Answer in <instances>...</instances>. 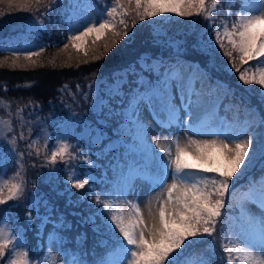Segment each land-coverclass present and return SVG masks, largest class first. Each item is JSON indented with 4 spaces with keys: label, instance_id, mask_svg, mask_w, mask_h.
Segmentation results:
<instances>
[{
    "label": "rangeland",
    "instance_id": "obj_1",
    "mask_svg": "<svg viewBox=\"0 0 264 264\" xmlns=\"http://www.w3.org/2000/svg\"><path fill=\"white\" fill-rule=\"evenodd\" d=\"M218 1L213 12L214 19L211 22L202 16L181 17L175 13L140 20L132 12L124 17L128 24L125 29L123 25H119L118 21L121 17L117 15L116 30L121 33L126 30L128 35L119 39L109 50H105L104 43L110 38V33L100 36L95 45L92 44V40L96 39L97 34L93 33L85 41L79 42L82 46L80 51L71 46L65 51L64 44L67 40L55 46L50 42L52 39L55 43V39L62 34L59 29H56V33L52 28L55 21L60 22L61 18H65L69 34H74L76 29L83 24L98 19L105 7L110 5L111 0H75L74 4L72 2L70 4L71 9L68 15L65 14L66 9L63 10V6L69 5L66 0H55V2L43 0L40 5L32 4L31 6L22 3L10 6L8 0H0V46L8 47V51L12 52L0 54V70L6 69L25 75L27 71H37L45 67L74 66L77 63L91 60L94 55L102 57L106 54L117 56L118 60L126 65L125 67L135 62V57L149 58L152 54L159 55L158 57L161 54L166 56L188 55L200 59L201 67L194 62H186L184 67L174 65L166 75L162 74V79L169 78V91L175 97L176 105L181 110L175 120L167 121L163 115L154 120L149 118L148 111L143 107L141 115L147 124V132L143 140L137 137V142L134 145L131 144L134 157L139 160L134 159L135 170L127 178L123 192L118 190L116 174L112 172L111 183L106 194L107 201L113 203V209L119 207L126 218L135 214L131 205L138 204L140 213L150 225L153 216L158 219L159 206L167 198V188L172 183H182L179 178H173L174 166L172 170L165 169V162L168 159L166 152L171 149L174 157L176 142L181 147L188 148L185 158L189 163L203 164L207 167L204 161L196 158L197 144L192 143L193 141L200 145L206 141H216L217 144L225 142L233 148L235 147L233 137L243 135L244 139L253 141L249 151L251 159L246 157L245 164L241 165L232 177L225 198L230 194L233 185L253 170L259 164L258 161L264 157V126L261 124L264 118V90L257 84L246 85L238 79L239 74L230 68V58L224 55L225 49L231 50V45L225 40V49L220 48L215 43L214 36L217 26H220L222 31L225 22L231 29L232 22L237 19V15L245 6L238 13L234 0ZM251 1L252 8L255 9L256 0ZM207 4L209 10H212V0H207ZM217 14L222 15L221 20ZM133 22H135L134 27ZM146 34L155 35V40L149 42ZM173 41L175 45L172 44ZM84 50L89 52L88 56H84ZM26 51L40 52L39 57H33L35 63L24 60L23 55L19 60L15 59L14 52L23 54ZM233 56L241 72L250 66H252L251 71H256L254 66L258 61H250L249 64L244 65L241 64L237 53L233 52ZM260 59L264 60V57ZM158 60L159 58H154L152 62V67L156 71H158ZM113 71L106 70L97 77H88L83 81L67 82L60 88L58 97L47 98L46 101L39 100L33 94L18 93L17 91L21 89L19 86L22 87L24 84L13 85L12 83L7 88L4 80L0 78V101L3 102L0 103V177L19 182L18 178H15V173L19 170L25 181L24 194L19 201L12 200L0 205V220H6L17 235L22 234L16 232L11 220L1 217L6 207L12 204L19 205L22 209L33 207V205L38 206L43 196L47 195L55 199V202L61 200V189L56 183V174L59 163L70 158L66 156L63 160L58 158L55 164L50 163L52 150L61 142H65L71 146L70 155L75 156L79 152L78 143H81L82 137L87 139L95 133L96 142L101 140V131L93 127L89 119L100 117L103 122L112 121L111 108L116 103L111 102L114 91L124 85L122 76H118V80L111 77ZM209 72L221 77L222 81H226L227 84L215 78L211 82ZM14 86L17 88L13 89ZM15 91L17 93H13ZM225 95L232 100H239L240 104L252 106L244 114L243 120L233 117L222 120V122L219 118L218 121L217 106ZM181 99H184L185 103L182 104ZM120 101L121 99L117 103ZM189 101L190 107L188 106ZM82 103L85 105L84 108L81 107ZM18 109L22 111L18 112ZM76 117L84 119L79 132L75 129ZM115 118L124 121V117ZM108 125L118 128V125L112 122ZM21 133H23L22 137ZM13 138H15V143L12 142ZM157 140L159 147L156 146ZM160 148L165 149V152H161ZM158 152H161L160 157L154 158L153 155ZM204 155L206 158L211 157L213 160L220 161V164L223 163L221 154L216 149H204ZM162 172L165 181L163 185L160 183ZM196 172L204 173V168L191 170V173ZM204 174L207 176L212 173ZM48 187L55 190L54 195H51V190L47 191ZM261 191L259 183L254 192L235 197L236 202L234 203L245 220L251 217L259 220L264 217V206L260 201ZM6 193L7 190H5ZM253 200L255 202H252ZM64 201L66 205H70L66 199ZM80 218H83V215H80ZM233 233L241 234L233 230L229 238L236 239ZM42 239V229L34 228L33 234L31 232L30 235L31 245L35 247L32 249L33 253L37 254V250L42 248ZM60 240L59 233L52 234L48 239L47 253L42 258L36 255L31 264H45L46 259L47 264H79L75 258L70 256L69 251L61 250ZM23 244L30 253L24 237ZM10 254L11 246L6 249V255L0 259V264H7ZM111 261L114 264H122L123 256L115 257Z\"/></svg>",
    "mask_w": 264,
    "mask_h": 264
},
{
    "label": "snow or ice",
    "instance_id": "obj_2",
    "mask_svg": "<svg viewBox=\"0 0 264 264\" xmlns=\"http://www.w3.org/2000/svg\"><path fill=\"white\" fill-rule=\"evenodd\" d=\"M8 3L10 6L17 3L31 6L42 4L43 0H8ZM216 7L217 0H212V10L208 8L207 0H126V2L111 0L110 5L105 7L98 19L83 24L74 34L67 36L64 50H68L71 46L80 51L82 46L79 42L85 41L91 34H97L96 39L92 40V44L95 45L100 36L110 33V38L104 43L105 50H109L119 39L128 35L126 30L123 33L116 30L117 15L121 17L118 21L119 25L127 29L128 24L124 17L132 12L140 20L175 13L181 17L202 16L211 22L214 19L213 12ZM132 26H135V22ZM214 36L215 43L220 48L225 49V40L231 45V50L225 49L224 55L230 58V68L239 74L238 79L246 85L257 84L264 90V60L260 59L264 57V0H256L255 9L252 7L242 9L237 19L232 22L231 29L227 22L223 24L222 31L220 26H217ZM233 52L238 54L241 64L247 65L250 61H258L254 66L256 71H251L252 66H250L241 72ZM13 55L16 60L23 55L24 60L35 63L33 57H39L40 52L26 51L23 54L14 52ZM88 55L89 52L84 50V56ZM99 58L100 56H93L94 60ZM0 103L3 102L0 101ZM181 103H185L184 99H181ZM145 106L149 108L154 118L162 115L167 121L178 118V112L181 109L177 107L175 97L169 91L168 77H164L159 82V86L151 90L131 95L127 107L121 113L124 117V126L134 125L140 140L145 138L147 132V124L141 115ZM188 106H191L190 101ZM19 111L22 110L18 109ZM261 124L264 126V118ZM22 136L23 133H21ZM232 139L235 143L234 148L225 142L217 144L216 141H206L203 145L192 142L197 144L196 158L204 161L207 167L203 164L189 163L185 158L188 148L181 147L178 142H176L174 157L171 149L167 150L168 159L165 162V169L172 170L174 166L173 178H179L182 183H172L167 188V198L159 206L158 219L153 216L150 225L144 220L138 204L131 205L135 214L126 218L119 207L113 209L112 202L102 201L99 195L96 196V203L103 205L108 224L122 237L119 244V250L123 256L122 264H180L179 257L195 246L197 242L195 238L203 239L206 236H213L222 215V209L225 207L224 198L228 194L229 182L241 165L245 164V158L249 157L250 146L253 143L251 139H244L243 135ZM12 142L15 143V138ZM156 146L159 147L158 140ZM207 148L218 150L223 163L220 164V161L213 160L211 157L206 158L204 149ZM70 151L71 146L61 142L52 150L50 163L55 164L58 158L63 160L66 156L73 158ZM160 151L165 152V149L160 148ZM88 162L91 163V161ZM197 168H204V173L213 175L209 177L200 172L191 173V170ZM15 178H18L19 182L0 177V205L12 200L19 201L22 198L25 181L19 170L15 173ZM68 179L73 180V176L70 175ZM164 182L162 172L161 185ZM255 183L250 187V193L254 192ZM258 183L262 188L261 205L264 206V177ZM87 184H89L87 178H76L72 186L83 189ZM5 190H7L6 194ZM28 216L30 218L31 213H28ZM0 225H2L0 226V259L5 257L6 249L11 246L7 264H31L28 250L23 244V236L17 235L6 220H0ZM232 235L236 239L229 238L221 243V247L226 249L227 264H234V261L238 264H264V217L259 220L254 217L249 218L244 231L241 234L233 233ZM233 252L236 253L235 257ZM102 264H114V262L105 260ZM186 264H203V261L192 255Z\"/></svg>",
    "mask_w": 264,
    "mask_h": 264
},
{
    "label": "trees",
    "instance_id": "obj_3",
    "mask_svg": "<svg viewBox=\"0 0 264 264\" xmlns=\"http://www.w3.org/2000/svg\"><path fill=\"white\" fill-rule=\"evenodd\" d=\"M219 1L224 2L226 0ZM234 1L237 4L236 10H238V13L249 2V0ZM67 2H69V5L63 6V10L66 9V15L70 12L71 2L74 4L75 0H66ZM56 13H58V10H56ZM217 16L219 20L222 19L221 14H217ZM66 23V19L61 18L60 22L55 21L52 25L54 31L59 29L62 33L55 39V43L52 39L50 40L52 45H60L67 40L69 32ZM146 37L149 42L155 40V35L146 34ZM0 51H2L0 54L4 52L12 53L8 51V47L0 46ZM158 56L152 54L149 58L135 57V62H130L131 64L128 67H125L126 65H123L117 56L106 54L99 59L94 60L92 58L74 66L45 67L37 71H27L25 75L6 69L0 70V78L4 80L7 88L12 83L13 85L24 84L22 87L19 86L21 89H18V93L33 94L39 100L44 101L47 98L58 97L60 88L67 82L83 81L88 77H97L106 70H114L111 77L113 76L118 80V76H122L121 79L124 82L121 88L114 91L111 102L116 103L111 108L112 121L103 122L100 117H92L94 120L89 119L91 125L101 131V140L96 142L94 139L95 133L87 139L82 137L83 140L81 139V143H78L80 147L78 154L59 163L56 183L61 189L60 202H55V199L47 195L43 196L38 206L33 205V207L29 206L22 209L19 205L12 204L4 209L1 217L10 219L16 232L21 233L25 238L26 246L28 245L27 248L30 251L31 263L36 255L42 258L47 253L49 249L48 239L55 232L60 234L61 250L69 251L70 256L75 258L79 264H102V261L121 255L119 244L122 237L119 236L118 232L113 231V228L108 224L103 205L96 203L97 195L100 196L102 201H107L106 194L111 183L112 172L116 174L118 190H122L124 176L133 166L134 153L129 150V147L137 142V129L132 124H127L125 127L124 121L117 120L115 117H123L121 113L127 107L131 95L159 86L162 74L164 75L165 72L170 71L174 65L184 67L183 65L186 62L202 65L200 59L188 55L166 56L161 54L160 57ZM154 58H159L158 71L152 67ZM204 71L207 72L205 68ZM209 73L211 82L214 81V78L222 81L221 77ZM222 82L227 84L226 81ZM119 99L121 101L117 103ZM81 107H85L84 103L81 104ZM251 108L252 106L240 104L239 100H232L228 95H225L217 106V114L228 119L238 117L239 120H243L245 118L243 117L244 114ZM83 122L84 119L77 118L75 129L78 132L81 130ZM111 122L118 125V128L110 127L108 124ZM88 161H91V163ZM258 162L259 164L253 170H250L239 182L233 185L230 194L224 198L225 207L222 209V215L213 236H206L203 239L195 238L197 241L195 246L186 250L179 257L180 264H186V261L192 255L201 259L203 264H227L226 249L221 247V243L229 240V234L233 230L244 231L247 225V221L240 215V209L234 203L236 202L234 199L245 194L254 182L257 186L261 178L264 177V157ZM70 175L73 176V180L68 179ZM207 176L211 177L212 174H207ZM76 178H87L89 184L85 185L83 189H77L72 186ZM49 190H51V187L47 188V191ZM54 192L55 190H51V195H54ZM65 199L70 202V205H66ZM28 213H31L30 218ZM80 215H83V218H80ZM36 227L42 229L43 237L42 248L37 250V254L32 252L35 247L31 245L30 241L31 232L33 234V229ZM235 255L236 253L233 252V257ZM222 257L223 259H221ZM234 264H238V262L234 261Z\"/></svg>",
    "mask_w": 264,
    "mask_h": 264
},
{
    "label": "bare ground",
    "instance_id": "obj_4",
    "mask_svg": "<svg viewBox=\"0 0 264 264\" xmlns=\"http://www.w3.org/2000/svg\"><path fill=\"white\" fill-rule=\"evenodd\" d=\"M144 108L148 111V116H149V118H150V119H154V117H153V115L151 114L149 108L146 107V106H145ZM150 116H151L152 118H151ZM154 120H156V119H154ZM160 154H161V152H158V153H156L155 155H153V154H152V155L154 156V158H156V157H160Z\"/></svg>",
    "mask_w": 264,
    "mask_h": 264
},
{
    "label": "water",
    "instance_id": "obj_5",
    "mask_svg": "<svg viewBox=\"0 0 264 264\" xmlns=\"http://www.w3.org/2000/svg\"><path fill=\"white\" fill-rule=\"evenodd\" d=\"M172 44L175 45V41H173Z\"/></svg>",
    "mask_w": 264,
    "mask_h": 264
}]
</instances>
